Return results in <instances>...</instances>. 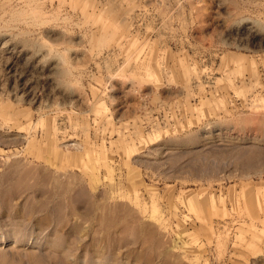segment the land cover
Returning a JSON list of instances; mask_svg holds the SVG:
<instances>
[{
    "label": "rangeland",
    "instance_id": "1",
    "mask_svg": "<svg viewBox=\"0 0 264 264\" xmlns=\"http://www.w3.org/2000/svg\"><path fill=\"white\" fill-rule=\"evenodd\" d=\"M126 1L158 70L122 93L100 83L132 66L97 58L71 90L101 118L0 58V264H264V9L236 0L246 33L218 0Z\"/></svg>",
    "mask_w": 264,
    "mask_h": 264
},
{
    "label": "bare ground",
    "instance_id": "2",
    "mask_svg": "<svg viewBox=\"0 0 264 264\" xmlns=\"http://www.w3.org/2000/svg\"><path fill=\"white\" fill-rule=\"evenodd\" d=\"M152 1L157 4L156 6L162 4L161 0ZM218 1L225 11L223 23H235L239 17L242 19V27L247 31L246 33L260 31L258 28L261 24L260 20L253 19L252 15H241L236 0ZM244 1L248 8L264 9V0ZM118 2L122 6L128 1L118 0ZM64 5L74 14L69 16L65 12ZM104 5L98 6L96 0H0V22H5L3 25L6 28H8L6 24L12 27L20 26L15 34L9 31L0 32V58L10 59L15 67L14 72L24 71L35 59L39 64L36 66L37 69L45 71L46 79L63 103L72 104L76 101L83 111L92 114L94 118L103 117L102 98L106 95L103 94L102 98L99 96L89 102L71 89L56 86L55 73L58 66L52 59L53 56L63 59L64 53L70 52L72 72L76 76L85 74L87 67L97 58L121 56L122 62L134 69L132 76L121 78L119 72L107 70L100 85L111 89L117 86L122 93H125V89L142 88L145 84L155 81L154 76L158 70L154 61L155 54L139 43L130 30L133 23L129 16L135 13L136 8L127 3L128 12L125 15H118L112 6ZM168 20L169 16H166L163 21L168 22ZM177 68L184 72L190 70L189 64L184 61H180ZM33 69H30L31 72H35ZM56 99L54 94L51 95L47 107L56 108ZM106 99L111 101V96H107ZM25 117L21 121L22 124L27 125L29 122L27 116Z\"/></svg>",
    "mask_w": 264,
    "mask_h": 264
},
{
    "label": "clouds",
    "instance_id": "3",
    "mask_svg": "<svg viewBox=\"0 0 264 264\" xmlns=\"http://www.w3.org/2000/svg\"><path fill=\"white\" fill-rule=\"evenodd\" d=\"M52 59L55 60L58 66L57 72L55 73L56 86L64 89H71L78 86L79 80L82 77H78L72 72L73 63L70 59V52L64 53L63 59L55 56Z\"/></svg>",
    "mask_w": 264,
    "mask_h": 264
}]
</instances>
